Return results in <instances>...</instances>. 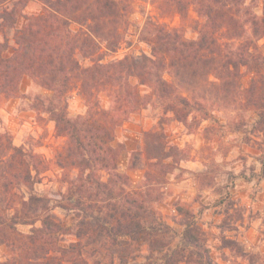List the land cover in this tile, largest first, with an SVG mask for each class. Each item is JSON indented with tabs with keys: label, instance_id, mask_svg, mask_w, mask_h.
I'll use <instances>...</instances> for the list:
<instances>
[{
	"label": "trees",
	"instance_id": "trees-1",
	"mask_svg": "<svg viewBox=\"0 0 264 264\" xmlns=\"http://www.w3.org/2000/svg\"><path fill=\"white\" fill-rule=\"evenodd\" d=\"M30 1L40 4L38 12L26 11ZM133 2L0 0V97L28 98L22 90L25 77L50 91L30 94L32 108L48 114L57 134L67 138L58 164L77 171L67 180L66 192L55 199L57 206L71 212L67 224L53 211L52 199L36 193L35 183L47 169L45 160L14 145L9 131L0 132V245L9 250L0 264H89L88 257L94 258L93 264H128L125 254L131 245L148 246L147 260L139 264L213 263L207 249L203 251L199 228L191 221L184 223L180 248L165 252L161 261L152 259L153 252L163 246L152 206L153 187L146 182L145 189L131 190L129 175L118 171L120 150L112 144L115 127L154 99L179 120H186L202 104L192 91L186 95L179 86L184 88L186 77L194 76L197 67L229 73L231 65L234 69L245 66L258 72L264 56L245 44L226 47L219 54L220 27L231 31L232 38L241 36L244 0H161L164 13L176 10L183 15L193 4L199 17L198 37L188 39L181 28L148 18L140 37L150 53L109 60L127 40ZM246 22L254 34L264 36V17L252 16ZM140 85L151 91L142 93ZM75 89L88 109L85 115L71 118L68 94ZM100 90L109 93L111 108L104 109L98 102ZM147 136L153 138V146L147 142V156L163 159V134ZM100 171L107 172L108 178L103 179ZM151 178L147 176V181ZM19 225L32 227L26 233ZM68 234L77 240L63 245Z\"/></svg>",
	"mask_w": 264,
	"mask_h": 264
},
{
	"label": "rangeland",
	"instance_id": "rangeland-1",
	"mask_svg": "<svg viewBox=\"0 0 264 264\" xmlns=\"http://www.w3.org/2000/svg\"><path fill=\"white\" fill-rule=\"evenodd\" d=\"M133 3L127 40L108 56L109 60L150 53L148 44L140 37L148 18L181 28L188 39L198 37L195 23L199 17L193 4L181 15L176 10L164 13L159 7L161 0ZM241 9L243 26L238 30L241 36L232 38L231 31L220 27L219 54L225 53L226 47L236 49L245 44L251 52L264 56V36L254 34L251 24L246 22L252 16L264 17V0H244ZM39 10L37 1H30L26 8L27 12ZM259 67L255 72L245 66L234 69L231 65L229 73L197 67L195 75L186 77L184 88L179 86V91L186 95L192 91L202 109H194L186 120H179L154 99L115 127L112 144L120 150L118 171L129 175L131 190L145 189L146 182L153 187L152 206L160 222L158 237L163 245L153 252L154 261H161L165 252L182 246L184 223L191 221L199 228L203 251L207 249L212 264H264V64ZM164 76L171 80L169 74ZM139 89L142 93L151 91L146 85H140ZM22 90L28 98L0 97V132L9 131L14 145L45 160L47 169L35 183L36 193L52 199L53 211L70 224L71 212L57 206L55 200L59 193L66 192L67 180L77 173L72 166L62 168L58 164L67 138L57 134L55 122L45 112L34 110L30 100V94L51 92L35 85L29 77L23 79ZM108 94L103 90L97 92V100L104 109L112 106ZM87 109V101L78 89L68 94L71 118L85 115ZM148 133L163 134L160 141L166 151L163 159L147 156V142L153 146ZM99 173L103 179L108 178L107 172ZM147 176L151 178L148 181ZM31 227L18 226L26 233ZM63 239V245L77 240L72 234ZM127 252L128 264L143 263L150 253L147 245H131ZM8 255L7 246L0 245V261ZM87 259L93 264V257Z\"/></svg>",
	"mask_w": 264,
	"mask_h": 264
}]
</instances>
